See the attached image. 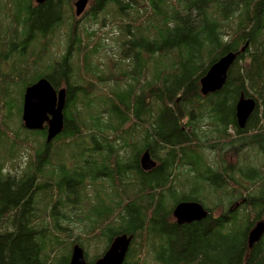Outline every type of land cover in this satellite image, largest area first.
Returning a JSON list of instances; mask_svg holds the SVG:
<instances>
[{
  "label": "trees",
  "instance_id": "trees-1",
  "mask_svg": "<svg viewBox=\"0 0 264 264\" xmlns=\"http://www.w3.org/2000/svg\"><path fill=\"white\" fill-rule=\"evenodd\" d=\"M91 1L77 25L73 0H0V264H70L74 245L94 264L119 235L122 264H264V233L248 247L264 223V0ZM41 78L66 90L50 142L21 118ZM180 202L207 216L177 224Z\"/></svg>",
  "mask_w": 264,
  "mask_h": 264
},
{
  "label": "water",
  "instance_id": "water-1",
  "mask_svg": "<svg viewBox=\"0 0 264 264\" xmlns=\"http://www.w3.org/2000/svg\"><path fill=\"white\" fill-rule=\"evenodd\" d=\"M43 4L46 0H34ZM89 0H76L73 4L74 14L79 17L85 11ZM235 55L229 53L208 69L200 80L202 95L219 91L224 85L227 72L233 63ZM65 88L54 89L50 82L41 78L28 86L23 95L21 118L27 130L39 131L46 127V141L53 140L63 128V109L65 105ZM255 109L251 98L241 96L235 105L237 125L243 129L248 118ZM140 165L144 171L155 167L156 163L145 152L140 157ZM172 216L179 225L198 222L207 216V211L197 202H180L173 209ZM264 233L263 221L257 222L248 234V247L251 248ZM131 242V237L119 235L113 239L108 249L94 264H122ZM70 264H86L83 250L74 245L71 252Z\"/></svg>",
  "mask_w": 264,
  "mask_h": 264
},
{
  "label": "rangeland",
  "instance_id": "rangeland-1",
  "mask_svg": "<svg viewBox=\"0 0 264 264\" xmlns=\"http://www.w3.org/2000/svg\"><path fill=\"white\" fill-rule=\"evenodd\" d=\"M75 1L76 0H73V2H72V7H73V4L75 3ZM91 0H89L88 1V3H87V6H86V8H85V11L83 12V14L81 15V16H79V17H76L75 15H74V7H73V15H74V17L76 18V20H77V25H79V24H81L83 21H84V18L87 16V14H88V12H89V9H90V5H91ZM107 24L105 25V28L104 29H99V30H97V37H100V38H107L108 37V35H109V32H110V24L108 23V22H106ZM115 31V29H113V30H111V33L110 34H112L113 32ZM63 39V38H62ZM61 39V42L63 41ZM65 43V42H64ZM113 47V46H112ZM62 49H63V45H60V46H57V45H54V46H52V53H51V55H52V57L54 58V57H57V56H59L61 53H62ZM50 51V52H51ZM111 55H113L112 54V51H110L109 52V56H111ZM26 129V128H25ZM30 131V130H29ZM183 179H185L186 180V178L184 177ZM212 203V202H211Z\"/></svg>",
  "mask_w": 264,
  "mask_h": 264
}]
</instances>
